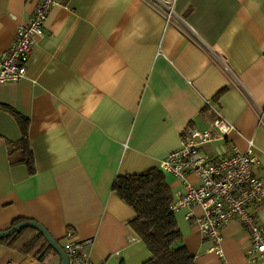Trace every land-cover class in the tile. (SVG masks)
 <instances>
[{
	"label": "crops",
	"instance_id": "0c3cea01",
	"mask_svg": "<svg viewBox=\"0 0 264 264\" xmlns=\"http://www.w3.org/2000/svg\"><path fill=\"white\" fill-rule=\"evenodd\" d=\"M159 1L170 2V20L153 0H61L51 10L27 78L0 86V107L30 121L36 169L31 176L12 164L9 142L21 132L0 108V232L16 220L35 221L65 250L69 230L80 242L92 240V264H144L152 254L130 226L135 212L114 181L159 169L186 128L208 129L216 112L236 131L204 151L216 159L252 141L255 174L264 181V0ZM37 4L0 0V52L13 46ZM165 177L173 195L182 188ZM189 181L198 184L195 176ZM250 211L264 227V206ZM187 213L176 218L196 264H250L252 243L239 221L222 231L221 258ZM0 264L61 259L0 243Z\"/></svg>",
	"mask_w": 264,
	"mask_h": 264
},
{
	"label": "built area",
	"instance_id": "2783aa9c",
	"mask_svg": "<svg viewBox=\"0 0 264 264\" xmlns=\"http://www.w3.org/2000/svg\"><path fill=\"white\" fill-rule=\"evenodd\" d=\"M153 1L159 5V0ZM160 3L167 7L170 20L174 16L170 2ZM58 5L61 0H38L32 20L19 28L13 46L0 52V86L27 78L33 48L38 39L45 37L48 16ZM216 113L208 129L186 128L181 147L160 164L164 174L173 176L182 185L175 191L170 207L176 214L187 210L186 220L199 227L203 238L214 242L212 251L221 258H224L222 231L232 221H239L252 243L249 263L260 264L264 262V227L250 211L253 205L264 206V181L255 174L259 163L256 146L250 141L246 151L233 148L220 158L211 157L205 147L226 141L236 131L234 125ZM259 120L264 123V112ZM190 176H195L198 184L190 182ZM64 239L70 264H92L87 252L92 240L80 242L72 230L67 231Z\"/></svg>",
	"mask_w": 264,
	"mask_h": 264
},
{
	"label": "trees",
	"instance_id": "16d2710c",
	"mask_svg": "<svg viewBox=\"0 0 264 264\" xmlns=\"http://www.w3.org/2000/svg\"><path fill=\"white\" fill-rule=\"evenodd\" d=\"M0 108L15 119L21 132L18 141L9 142L11 162L26 166L32 176L36 169L29 137L30 121L12 107ZM113 191L135 212L129 224L152 254L144 264H196L195 256L183 243L176 213L170 207L173 194L160 168L119 176L114 181ZM21 222L24 221L16 220L13 225ZM30 230L33 234L25 236ZM0 243L11 249H22L34 258L43 259L49 253L55 254L45 238L33 229H24Z\"/></svg>",
	"mask_w": 264,
	"mask_h": 264
},
{
	"label": "water",
	"instance_id": "95a60500",
	"mask_svg": "<svg viewBox=\"0 0 264 264\" xmlns=\"http://www.w3.org/2000/svg\"><path fill=\"white\" fill-rule=\"evenodd\" d=\"M24 229H33L39 232L45 240L48 242L50 247L54 250L55 254L60 257L61 264H70V259L65 249L61 246L58 240H56L49 231L40 223L35 221H26L19 223L6 231L0 232V241L6 238L12 237L15 233L20 232ZM45 258V256H44ZM40 259V258H39Z\"/></svg>",
	"mask_w": 264,
	"mask_h": 264
}]
</instances>
